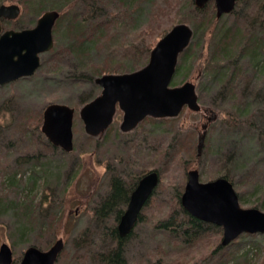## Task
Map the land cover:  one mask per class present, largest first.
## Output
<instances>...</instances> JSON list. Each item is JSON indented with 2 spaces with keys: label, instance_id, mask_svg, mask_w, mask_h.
Masks as SVG:
<instances>
[{
  "label": "rangeland",
  "instance_id": "obj_1",
  "mask_svg": "<svg viewBox=\"0 0 264 264\" xmlns=\"http://www.w3.org/2000/svg\"><path fill=\"white\" fill-rule=\"evenodd\" d=\"M45 1L60 4L63 0ZM262 1L240 0L237 2L238 22L243 23V18L247 21L254 19L264 22V2ZM4 2L16 4L20 11L16 18L6 19L7 22H3V29L32 27L41 13L38 11L39 8L30 2L27 3V9H24L23 2L20 3L17 0ZM150 2L151 0H146L144 12ZM183 15L188 14L183 12ZM142 17H144L142 21L145 22L146 17L144 15ZM223 20L229 22L232 18L224 17ZM167 23L168 21L164 20L161 26L164 27ZM57 31L59 32L57 37L53 34V47L42 53V56L40 55V66L32 75L0 85V187H2L0 190V243L5 241L11 246L12 264H19L22 252L28 245H35L45 250L58 238L63 240L64 252L61 251L55 264H96L91 258L86 257L82 250L74 247V236L80 235L82 229L92 220L90 207L93 200L107 189L108 172L105 165L110 162L106 159H110L114 154L116 148L113 147L114 142L122 137H132L139 127L129 131V134L121 132L119 124L122 120V111L117 109L112 123L104 133L99 136H90L85 132L78 113L79 108L84 104L83 101L96 94L95 75L83 64H78L77 58L62 50L66 45L68 46V39L64 35V27L57 28ZM119 35H123V32H118V37ZM200 40L202 38L198 34L194 41ZM192 55L180 74L176 70L171 85L192 80L197 86L196 92L200 106L203 108L209 106L216 111L219 101L217 89L209 85L207 87L202 77L198 79L203 67V57L200 56L199 49H196ZM103 56L102 54L93 55V62H99ZM118 57H121L120 52ZM180 60L181 55L178 64ZM91 77L92 80H90ZM258 88L264 90V79L258 82L256 89ZM49 103H64L75 109L72 125L73 150L70 152L52 145L41 131L42 111ZM210 115L213 113L204 109L195 112L185 107L178 116L172 117L177 118L172 122L163 121L157 127L146 124L145 128L150 134L157 133L155 134L156 145L162 140H167L166 137L168 138L175 128H179L180 132H185L186 137H182L184 141L189 140L190 137L193 139L196 154L198 134L202 130V124L206 122V116ZM220 118L221 116L212 120L215 122L207 128L206 139L198 161H192L191 156L187 155V160L184 161L185 157L183 162L177 165H162L165 170L159 174L160 181L154 196L142 209V219L136 223L131 236L126 241L125 258L128 264H264V233L247 236L241 234L233 244L217 249V244L221 242V235L212 231L207 244L197 243L193 247L185 248V245L171 240L167 231L156 227L158 220L167 216L170 210V207L163 206L162 202H171L170 191L173 189L170 186L174 182L173 178L183 170L187 172L192 168L198 169L200 181L203 182L222 175L223 169L233 170L235 180L232 184L238 194L240 205L245 208L255 207V202H262L260 198L264 190V141L258 138L257 133L264 132V116L259 122V131L249 130L244 135L229 133L220 123ZM144 123H146L145 120L140 125ZM87 136L100 142L97 150L93 148L95 144ZM233 154L245 161L237 159L233 164H229ZM183 163L186 168H182ZM161 164L164 162H148L145 172ZM45 166L49 168L47 170L49 178L45 177L42 170ZM33 173L35 180L30 179ZM244 175L248 176V185L243 192L241 188H238L236 181ZM13 180L18 183L19 189L16 194L17 186L14 185V193L11 192L10 196L7 188ZM26 192L29 195H25ZM5 200L11 201L10 204H6ZM40 200L45 203L38 206L41 207L38 209L36 204ZM27 201H31L35 215L38 210L42 215L45 212L51 213L50 207H58L55 218L60 222L52 235L45 234L47 224H41L44 221L42 218H38L40 222L33 234L29 236L18 234L16 227L19 221L18 214L24 212L21 206L25 207ZM260 208L264 211V207ZM75 252L76 255L73 256Z\"/></svg>",
  "mask_w": 264,
  "mask_h": 264
},
{
  "label": "trees",
  "instance_id": "obj_2",
  "mask_svg": "<svg viewBox=\"0 0 264 264\" xmlns=\"http://www.w3.org/2000/svg\"><path fill=\"white\" fill-rule=\"evenodd\" d=\"M4 1L0 0V5L5 4ZM17 1L23 2L24 9H27L28 2L35 5L39 8L38 11H41L40 15L48 10L58 11L53 34L57 37L59 34L57 28L64 27L68 46L66 45L62 50L77 58L78 64L86 66L87 70L95 75L94 78L103 73L128 72L143 66L148 60L151 48L173 23H188L193 28V35L189 45L181 53L180 63L176 67L178 74L182 72L193 52L199 49V54L203 57V67L198 79L202 77L206 83L204 84L215 87L219 94L216 111L209 106L202 109L212 112L217 117L221 116L220 123L229 133L244 135L249 130L256 132L259 129V122L264 116V90L256 87L258 82L264 79V22L254 19L247 21L246 18L242 19L243 23L238 22L239 11L236 10V5L240 0H236L230 13L218 18L215 15L213 1L207 2L203 8L198 9L193 0H151L146 12H144L146 0H63L60 4L45 0ZM261 7H263L262 3ZM183 12H187V17ZM142 15L146 17L145 22L142 21L144 19ZM224 17H231L232 20L224 22ZM164 20L169 24L162 27L161 23ZM3 22L7 21L3 20L2 24ZM118 32H123V35L118 37ZM198 34L202 40L195 42ZM119 52L121 57H118ZM101 54L104 55L103 58L99 62H93V55ZM94 86L96 94L89 96L90 98L85 99L84 103L98 94L99 87ZM175 119L177 118H147L146 123L138 125L132 137H122L114 142L113 147H116L114 154L110 159H106L110 162L105 165L108 172L107 189L93 200L90 207L92 220L82 229L80 235L74 236V247L82 250L83 254L96 264H128L125 258V244L132 231L127 236L120 237L117 224L129 200L130 192L140 175L145 172L147 163L164 162L149 169L161 174L165 170L162 165H177L183 162L187 155L191 156L192 161L200 159L195 154L193 139L190 137L189 140L184 141L182 137H186L185 132H180L179 128H175L171 133L172 136L166 137L167 140H162L157 145L155 138L157 133L150 134L145 128L146 124L157 127L163 121L172 122ZM213 122L215 121H209L208 127ZM259 133H257L258 138L264 141V132ZM88 138L95 144L93 148L97 150L100 142L93 137ZM235 155H231L229 164H233L237 159L245 161ZM46 166L42 170L45 177L49 178L47 175L49 168ZM223 170L222 175L218 177H225L233 183L235 180L233 170ZM185 171L173 178L174 182L170 186L173 189L170 191L171 202H162V205H168L170 210L167 216L158 220L156 227L167 231L171 240L188 248L197 243L207 244L211 232L222 235V229L220 226L197 219L181 206L180 197L187 173ZM33 175L34 173L30 179L35 180ZM247 178L248 176L244 175L236 181L238 188L243 192L248 185ZM17 184L14 180L10 181L7 188L10 196L11 192L14 193V185L17 186V194L19 189ZM23 186H21L22 190ZM25 195L29 193L26 192ZM260 199L262 202L254 203L259 209L264 207V190ZM5 202L10 204L11 201L5 200ZM48 202L51 204L50 200ZM43 203L45 201L40 200L36 204L37 208L41 209L38 206H42ZM22 207L24 212L18 214L19 221L16 226L19 235L33 234L40 222L38 218L44 220L42 225L47 224L45 234L52 235L60 222L55 218L58 207H50L52 212H45L42 215L39 210L35 215L31 201H27L25 207L21 206V209ZM141 219L140 213L138 221ZM226 245H221L220 242L216 248H225ZM75 255L76 252L73 256Z\"/></svg>",
  "mask_w": 264,
  "mask_h": 264
},
{
  "label": "water",
  "instance_id": "obj_3",
  "mask_svg": "<svg viewBox=\"0 0 264 264\" xmlns=\"http://www.w3.org/2000/svg\"><path fill=\"white\" fill-rule=\"evenodd\" d=\"M196 8H203L210 0H193ZM216 17L230 13L236 0H212ZM16 4L0 5V85L32 75L40 65V55L53 47V26L58 11L43 12L32 27L2 29V19H13L19 14ZM193 28L184 22L175 23L160 37L149 52L147 62L122 73H103L94 78L100 92L79 108L85 132L99 136L106 131L119 108L121 132H129L146 117L178 116L183 108L199 111L196 85L186 80L171 85L180 54L187 48ZM118 105V107H117ZM75 109L64 103H49L42 111L41 131L48 141L65 152L73 149V116ZM217 115L208 117L214 120ZM197 137V156L204 146L207 124L202 125ZM159 183L156 170L140 178L130 194L127 207L117 224L120 237L133 229L142 206ZM181 206L192 216L222 227L221 245H226L242 233H264V211L257 207H242L231 181L216 177L200 181L199 171L189 169L180 197ZM64 246L56 239L47 249L28 245L19 264H54ZM13 250L0 243V264H12Z\"/></svg>",
  "mask_w": 264,
  "mask_h": 264
},
{
  "label": "flooded vegetation",
  "instance_id": "obj_4",
  "mask_svg": "<svg viewBox=\"0 0 264 264\" xmlns=\"http://www.w3.org/2000/svg\"><path fill=\"white\" fill-rule=\"evenodd\" d=\"M147 172H148V171H146V172H144L142 175H140V177L138 178L136 184L138 183V181L140 180V178H141L142 176H144ZM136 184H135V186H136ZM135 186L133 187V189L135 188ZM133 189L131 190V192L133 191ZM131 192H130V194H131ZM154 192H155V190H153L152 194L149 196V198L146 200L145 204H144L142 207H145V206L150 202V200H151V199L153 198V196H154ZM129 199H130V195H129ZM128 203H129V200H128V202H127V204H126L125 207H127Z\"/></svg>",
  "mask_w": 264,
  "mask_h": 264
},
{
  "label": "bare ground",
  "instance_id": "obj_5",
  "mask_svg": "<svg viewBox=\"0 0 264 264\" xmlns=\"http://www.w3.org/2000/svg\"><path fill=\"white\" fill-rule=\"evenodd\" d=\"M42 56V55H41Z\"/></svg>",
  "mask_w": 264,
  "mask_h": 264
}]
</instances>
